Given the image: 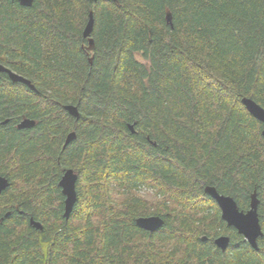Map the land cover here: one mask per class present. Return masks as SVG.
I'll list each match as a JSON object with an SVG mask.
<instances>
[{
	"label": "trees",
	"instance_id": "trees-1",
	"mask_svg": "<svg viewBox=\"0 0 264 264\" xmlns=\"http://www.w3.org/2000/svg\"><path fill=\"white\" fill-rule=\"evenodd\" d=\"M97 1L0 0V62L36 88L0 72V264H264L263 125L241 102L264 108V0ZM206 185L244 211L256 191L258 250ZM150 215L162 229L135 224Z\"/></svg>",
	"mask_w": 264,
	"mask_h": 264
},
{
	"label": "water",
	"instance_id": "water-1",
	"mask_svg": "<svg viewBox=\"0 0 264 264\" xmlns=\"http://www.w3.org/2000/svg\"><path fill=\"white\" fill-rule=\"evenodd\" d=\"M17 1L20 5L30 6L33 0H11ZM96 2L97 0H89ZM106 1H116V0H106ZM167 21L170 22V15L167 16ZM94 18L92 9L88 12V19L83 28L82 36L83 38L88 39V49H91L94 44V40L91 36L93 30ZM89 63L91 64L92 58H88ZM0 72L6 73L11 82H20L27 85L30 89L36 91L34 85L26 77L12 71L11 69L4 66L0 63ZM241 102L247 111L260 121L263 125L261 133L264 136V108L261 107L258 103L248 97H242ZM65 110L75 118L78 117V109L75 105L67 104L64 106ZM7 119L2 122L6 123ZM35 125V121L30 118H23L17 124L18 129H27L32 128ZM129 129L134 132V125L128 124ZM75 138V132H69L64 140V146L68 144L72 139ZM78 175L74 172L73 169H66L61 176L58 185L61 188V193L64 196L63 200V216L65 219L70 217V214L73 210L74 204L77 200L76 193V182ZM9 186V181L5 176H0V194ZM204 192L208 194L211 198L217 203L221 218L227 223L228 226H233L237 232L243 236L244 241H246L250 247L255 250H258L257 240L262 236L261 225L258 217V204L259 199L257 198L256 191L250 195L249 207L247 210H240L236 201L228 195L220 194L214 186L206 185L204 187ZM8 215V214H6ZM29 224L35 229H42L40 222L34 220L32 217L29 218ZM135 224L148 231L152 232L162 227L164 220L158 215L150 216H139L135 219ZM230 239L227 235H219L214 239V244L224 250L229 245Z\"/></svg>",
	"mask_w": 264,
	"mask_h": 264
},
{
	"label": "flooded vegetation",
	"instance_id": "flooded-vegetation-1",
	"mask_svg": "<svg viewBox=\"0 0 264 264\" xmlns=\"http://www.w3.org/2000/svg\"><path fill=\"white\" fill-rule=\"evenodd\" d=\"M85 39L88 41L87 38H85ZM83 47H84V46H83ZM84 48H85V47H84ZM92 49H93V47H92L91 49H88V46H86L85 54L88 55V52L91 51ZM0 63H1V62H0ZM2 64H3V63H2ZM3 65H4V64H3ZM4 66H5V65H4ZM6 67H7V66H6ZM7 68H8V67H7ZM9 69H10V68H9ZM12 71H13V70H12ZM14 72H15V71H14ZM5 74H6V73H5ZM6 75H7V74H6ZM7 76H8V75H7ZM0 176H2V175H0ZM5 190H6V189H5ZM5 190H4V191H5ZM4 191H2V192H4ZM2 192H1V194H2ZM1 194H0V195H1ZM14 208H15L19 213H21L20 210H18V207H17V206H14ZM6 214L9 215V214H10V211H6V212H4V213H3V217H4V216H7ZM1 220H2V216H0V223H1Z\"/></svg>",
	"mask_w": 264,
	"mask_h": 264
},
{
	"label": "bare ground",
	"instance_id": "bare-ground-1",
	"mask_svg": "<svg viewBox=\"0 0 264 264\" xmlns=\"http://www.w3.org/2000/svg\"><path fill=\"white\" fill-rule=\"evenodd\" d=\"M98 2V1H97ZM97 3L95 2V5H96ZM85 25V24H84ZM144 60V59H143ZM24 85V84H23ZM247 111V110H246ZM252 116V115H251ZM256 119V118H255ZM259 122V121H258ZM261 123V122H260ZM262 125V124H261ZM23 130V129H22ZM264 137V136H263ZM61 191V190H60ZM5 193V192H4ZM78 195V194H77ZM1 197V196H0ZM202 197V196H201ZM78 198V197H77ZM211 199V198H210ZM64 200V199H63ZM213 201V200H212ZM261 207V206H260ZM14 209V208H13ZM10 211V210H9ZM219 213V212H218ZM160 216V215H159ZM166 219V218H165ZM223 223H225V222H223ZM32 227V226H31ZM160 229H162V228H160ZM158 230V229H157ZM261 243V242H260Z\"/></svg>",
	"mask_w": 264,
	"mask_h": 264
}]
</instances>
